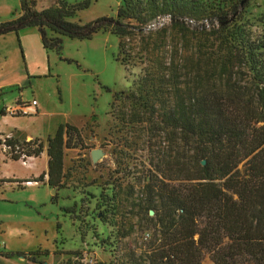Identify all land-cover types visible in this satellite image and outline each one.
I'll return each mask as SVG.
<instances>
[{
  "label": "rangeland",
  "instance_id": "374dc122",
  "mask_svg": "<svg viewBox=\"0 0 264 264\" xmlns=\"http://www.w3.org/2000/svg\"><path fill=\"white\" fill-rule=\"evenodd\" d=\"M82 1L68 0L70 4ZM196 1L208 13H231L236 25L264 35V0ZM52 2L37 0L39 8ZM126 5L124 0H92L90 8L71 22L87 24L116 17ZM20 6L21 0H0V23L17 18ZM121 21L139 26L133 18ZM205 27L209 25L200 21L199 31L180 32L172 28L168 17L159 16L134 36L100 32L89 41L65 38L61 56L44 50L36 28L0 37V110L36 100L39 114L18 119L21 127L46 146L60 126L70 124L80 130L84 143L82 149L66 151L64 189L32 183L24 189L2 191L0 261L30 264L18 254L39 245L50 251L44 264H58L59 258L52 261L57 252L74 251L88 253L101 263L114 246L121 249L123 264H132L134 256L142 255L146 233L151 237L153 232L146 222V177L156 165L172 169L173 162L180 167L192 160L183 134L174 135L168 117L152 116L146 105L156 98L154 90H161L160 101H166V83L187 88L193 71H206L198 50L200 45L205 47ZM175 58L181 73L170 69V60ZM94 151L102 153L96 163ZM4 252L11 257L1 255ZM202 264H213L210 255Z\"/></svg>",
  "mask_w": 264,
  "mask_h": 264
},
{
  "label": "trees",
  "instance_id": "16d2710c",
  "mask_svg": "<svg viewBox=\"0 0 264 264\" xmlns=\"http://www.w3.org/2000/svg\"><path fill=\"white\" fill-rule=\"evenodd\" d=\"M124 2L127 9L120 7L116 17L81 24L71 19L90 8L92 0H54L46 8H39L37 0H21L19 16L0 23V37L36 28L43 48L61 56L65 38L89 41L100 32L134 36L159 16L168 17L180 32L199 31L200 21L208 24L205 47L198 48L206 71H193L187 88L166 83V101H160L161 90H154L156 98L146 105L152 116L168 117L174 135L183 134L192 160L180 167L173 162L172 169L156 165L146 177V222L153 232L132 264H202L207 255L213 264H264V35L236 25L231 13H208L196 0H148L144 6V0ZM123 18H133L139 26L125 25ZM181 68L176 58L170 60L172 73H181ZM82 140L77 127L60 126L47 140L48 172L17 187L45 182L48 176L49 187L64 188L66 151L84 148ZM3 144L13 151L20 147L28 158H39L45 150L42 140L18 135ZM12 159L19 161L20 156ZM79 254H57L56 259L58 264H75ZM18 256L36 262L49 253Z\"/></svg>",
  "mask_w": 264,
  "mask_h": 264
},
{
  "label": "crops",
  "instance_id": "0c3cea01",
  "mask_svg": "<svg viewBox=\"0 0 264 264\" xmlns=\"http://www.w3.org/2000/svg\"><path fill=\"white\" fill-rule=\"evenodd\" d=\"M45 51H47V50H45ZM47 52H53V51H47ZM1 88L2 87H0V92L1 91L3 92V90ZM14 107L15 106H12V107L10 106L8 108H1V110H0V182L4 183V184H1L0 195H1L2 191H4L5 188H8V187H10L12 189H24V188L17 187V184L22 183V182L36 180L42 174L48 172L49 157L47 154V144L45 146V150H44L43 154L39 158H35V157L28 158V160L25 163H23L22 161H14L4 151V144H3L4 141L6 139L12 138L15 135L21 136V137L25 138L27 141H30L33 139H40V138H38V136H34V135L29 134L27 131V128L21 127L20 124L18 122H16L18 119H21V118L32 117L34 115H38L39 114V105H38L37 109L31 108L29 110V114L27 116H24V115L15 116V115L9 114L7 112V109L14 108ZM3 130H5L6 132L4 133ZM42 160H43V163L45 165L44 169L41 168ZM44 171H46V172H44ZM47 180H48V176H46L45 182L36 183V185L42 184L44 186H48ZM9 181H14V183H11ZM33 184H35V183H33ZM49 188L52 190L51 187H49ZM69 190L76 193L74 189H69ZM56 200H58L57 197H56ZM62 210H63V208H62ZM5 247L7 249V245H5ZM27 249L29 250L28 253L36 252V251H43V252L46 251L44 249L42 250L40 245H39V248H37V246H33V247L31 246L30 248H27ZM47 252L50 255V251H47ZM68 253H73V252H67V253H58L57 252L52 257V261H54L57 254H68ZM9 254H10V252L1 253V255L5 256V257ZM45 258H46V256H44V257L40 256V257H37L36 260H37V262L41 263V262H43V260ZM0 264H4L3 261H0Z\"/></svg>",
  "mask_w": 264,
  "mask_h": 264
},
{
  "label": "built area",
  "instance_id": "2783aa9c",
  "mask_svg": "<svg viewBox=\"0 0 264 264\" xmlns=\"http://www.w3.org/2000/svg\"><path fill=\"white\" fill-rule=\"evenodd\" d=\"M37 107H38V103L36 100H34L30 105L19 103L14 108L7 109V112L15 116H20V115L27 116L31 108L37 109ZM4 151L10 158H12L13 155L20 156L19 161H22L23 163H25L28 160V157L25 154V150L21 149L20 147H16L15 150L13 151L12 148L4 145ZM32 183L33 182L26 183L24 185H29ZM149 239H150V234L146 233L145 242H147ZM3 246L4 245L0 243V249H3ZM80 253L81 254H79L74 259L75 264H123L122 257H121V249L118 246L112 247L110 251L108 252L109 254L108 258L105 259V261H102L101 263L96 261L94 258H91L92 256L89 255L88 253L87 254H83V252H80ZM28 262L30 264H44L43 262L40 263L37 261L36 262L28 261Z\"/></svg>",
  "mask_w": 264,
  "mask_h": 264
},
{
  "label": "water",
  "instance_id": "95a60500",
  "mask_svg": "<svg viewBox=\"0 0 264 264\" xmlns=\"http://www.w3.org/2000/svg\"><path fill=\"white\" fill-rule=\"evenodd\" d=\"M102 156V153L101 152H99V151H94L93 153H92V158H93V161L96 163V162H98V160L100 159V157ZM203 164H205V162H203ZM56 190H54V195H56ZM151 214V216H153L154 215V212H151L150 213Z\"/></svg>",
  "mask_w": 264,
  "mask_h": 264
}]
</instances>
